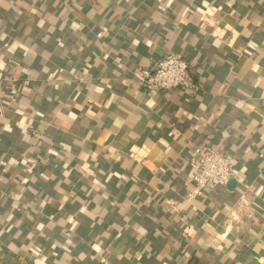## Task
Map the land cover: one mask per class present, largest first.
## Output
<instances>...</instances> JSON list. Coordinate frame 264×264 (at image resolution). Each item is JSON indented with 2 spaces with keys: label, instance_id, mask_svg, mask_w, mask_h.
<instances>
[{
  "label": "crops",
  "instance_id": "obj_1",
  "mask_svg": "<svg viewBox=\"0 0 264 264\" xmlns=\"http://www.w3.org/2000/svg\"><path fill=\"white\" fill-rule=\"evenodd\" d=\"M0 264H264V0H0Z\"/></svg>",
  "mask_w": 264,
  "mask_h": 264
},
{
  "label": "built area",
  "instance_id": "obj_2",
  "mask_svg": "<svg viewBox=\"0 0 264 264\" xmlns=\"http://www.w3.org/2000/svg\"><path fill=\"white\" fill-rule=\"evenodd\" d=\"M137 77L145 92L168 93L177 89L196 92L199 89L190 75L189 64L173 53H167L152 71H141ZM189 166L196 195L204 190L224 188L234 177L233 158L209 146L193 147Z\"/></svg>",
  "mask_w": 264,
  "mask_h": 264
},
{
  "label": "water",
  "instance_id": "obj_3",
  "mask_svg": "<svg viewBox=\"0 0 264 264\" xmlns=\"http://www.w3.org/2000/svg\"><path fill=\"white\" fill-rule=\"evenodd\" d=\"M231 185H232V183H229V184H228V186H231Z\"/></svg>",
  "mask_w": 264,
  "mask_h": 264
}]
</instances>
